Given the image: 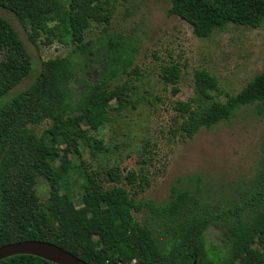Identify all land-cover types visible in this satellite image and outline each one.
Instances as JSON below:
<instances>
[{"label": "trees", "instance_id": "trees-1", "mask_svg": "<svg viewBox=\"0 0 264 264\" xmlns=\"http://www.w3.org/2000/svg\"><path fill=\"white\" fill-rule=\"evenodd\" d=\"M0 8L17 17L33 44L52 32H67L75 44L66 55L42 60L35 69L19 32L0 14V245L50 241L91 264L133 259L135 264H264V166L245 196L220 207L202 205L194 192L177 186L165 203L135 200L126 188H107L95 171L84 170L82 204L77 205L67 189L72 166L57 160L78 152L84 138L96 156L104 142L89 131L104 126L110 108L135 106V39L108 31L113 15L109 0H0ZM167 14L178 15L198 37H207L231 23L260 26L264 0H172ZM92 23L103 24V33L86 39ZM77 56L101 63L95 75L87 70L94 80H82L80 94L72 85L78 79ZM35 72L29 85L12 92ZM180 75L178 63L163 66L160 73L173 85ZM194 75L195 96L174 105L183 117L184 135L192 137L202 127L229 120L244 105H255L264 116V68L224 101L213 97L218 90L213 74L203 68ZM45 119L50 126L34 132L31 126ZM107 174L111 181L120 179L114 168ZM127 178L133 182L135 172ZM144 208L150 214L141 221L136 213ZM210 225L221 230L224 253L207 246ZM0 264L57 263L16 254Z\"/></svg>", "mask_w": 264, "mask_h": 264}, {"label": "rangeland", "instance_id": "rangeland-1", "mask_svg": "<svg viewBox=\"0 0 264 264\" xmlns=\"http://www.w3.org/2000/svg\"><path fill=\"white\" fill-rule=\"evenodd\" d=\"M109 1L113 15L108 31L132 36L136 42L132 77L137 100L135 106L131 104L121 111L110 108L104 126L89 131V135L104 142L105 148L96 156L84 138L80 140L78 152L58 158L57 162L72 166L67 189L75 203L82 204L84 170L95 171L96 179L107 188H126L135 200L165 203L174 186L194 192L202 205L210 207L226 206L245 196L255 175L264 166V116L257 113L255 105H244L229 120L210 128L202 127L190 137L183 134V117L174 105L195 96L197 69L204 68L217 78L218 90L212 93L214 99L221 101L239 92L261 72L264 21L258 27L231 23L226 29H216L210 36L198 37L187 21L167 14L172 0ZM0 14L19 32L32 55L35 69L42 60L64 56L75 46L67 32L43 34L33 44L12 12L0 8ZM102 30L103 24L92 23L86 30V39H96ZM76 61L78 79L72 85L80 94L82 80H94L87 70L91 69L95 75L101 63L95 57L86 60L77 56ZM172 63L181 67L180 79L175 85L160 77L163 66ZM35 76L36 72L12 92L25 88ZM173 86L177 87V92H173ZM50 124L51 121L45 119L31 128L40 134ZM111 168L117 170L119 180H109L107 170ZM130 171L136 174L133 182L127 178ZM46 195L47 189L43 188L42 198ZM149 214L144 208L136 216L143 221ZM205 237L208 247L226 251L220 229L210 225Z\"/></svg>", "mask_w": 264, "mask_h": 264}, {"label": "water", "instance_id": "water-1", "mask_svg": "<svg viewBox=\"0 0 264 264\" xmlns=\"http://www.w3.org/2000/svg\"><path fill=\"white\" fill-rule=\"evenodd\" d=\"M16 254H34L57 264H91L50 241L26 239L0 245V259Z\"/></svg>", "mask_w": 264, "mask_h": 264}, {"label": "built area", "instance_id": "built-area-1", "mask_svg": "<svg viewBox=\"0 0 264 264\" xmlns=\"http://www.w3.org/2000/svg\"><path fill=\"white\" fill-rule=\"evenodd\" d=\"M133 261L136 262V259H133ZM121 264H132V263L128 262V263H121Z\"/></svg>", "mask_w": 264, "mask_h": 264}]
</instances>
